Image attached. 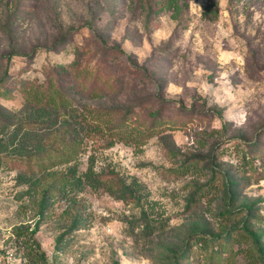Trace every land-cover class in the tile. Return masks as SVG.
Listing matches in <instances>:
<instances>
[{"label":"rangeland","instance_id":"rangeland-1","mask_svg":"<svg viewBox=\"0 0 264 264\" xmlns=\"http://www.w3.org/2000/svg\"><path fill=\"white\" fill-rule=\"evenodd\" d=\"M145 2L0 0L1 107L78 60L104 96L64 90L77 109H133L146 131L138 148L105 149L134 134L101 124L82 152L111 190L65 194L51 176L29 192V166L4 167L0 264H264V0H188L177 21Z\"/></svg>","mask_w":264,"mask_h":264},{"label":"trees","instance_id":"trees-1","mask_svg":"<svg viewBox=\"0 0 264 264\" xmlns=\"http://www.w3.org/2000/svg\"><path fill=\"white\" fill-rule=\"evenodd\" d=\"M140 1L146 5V0ZM213 4L217 5V3ZM150 8H152L150 14L159 16L168 12L171 13L172 19L177 21L189 9V2L188 0H154ZM218 12V9L208 5L203 17L209 21H217ZM80 67L78 60H75L68 67L63 65L57 67L53 77L46 84L28 83L26 88L25 85L23 87L24 105L16 111H9L0 106V122L6 123L2 132L7 130V126L14 128L11 133L3 134L6 136L5 139H0V154L3 156L0 161V171L5 170L4 167L10 168L12 172L19 167L29 166L26 174L18 176L21 184L28 185L29 192H35L41 187V182L51 176H57L54 181L58 186L57 192L65 194L69 190L75 191L85 186L97 190L109 185L95 173L92 161L85 172L82 170L80 161L86 146L95 136L101 134L103 130L100 127L101 124H109L105 127L107 133H111V137L122 134V131L126 133L132 130L129 133L134 134L133 137L120 136L119 139H108L105 149L113 148L123 141L136 148L144 144L146 131L142 129V126L135 127L140 121V116L135 110L118 108L97 109V111L83 108L81 110L77 109L70 97L65 95L64 90L76 91L80 87L82 92H88L95 98L104 96L97 93L98 90L95 87L84 85ZM63 75L74 78V82L67 85L62 80ZM11 97L8 90H0V98L11 99ZM154 100L163 106L162 98L156 97ZM160 110L151 116L154 118V126L163 119V109ZM96 122H99V126H93ZM250 156L253 158V154ZM58 166L67 167V169L60 171ZM38 174L41 176L38 177ZM112 187L109 185L107 188L111 190Z\"/></svg>","mask_w":264,"mask_h":264}]
</instances>
